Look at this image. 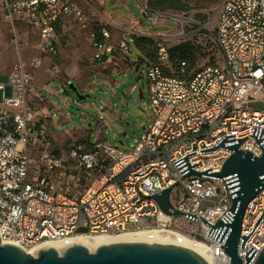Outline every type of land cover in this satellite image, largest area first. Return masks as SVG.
Listing matches in <instances>:
<instances>
[{"label": "built area", "instance_id": "obj_1", "mask_svg": "<svg viewBox=\"0 0 264 264\" xmlns=\"http://www.w3.org/2000/svg\"><path fill=\"white\" fill-rule=\"evenodd\" d=\"M138 1L145 25L103 21L89 34L98 63L130 54L138 37L156 48L141 75L150 118L126 151L102 140L80 142L69 132L58 146L40 116L45 98L33 74L58 54L54 26L60 18L81 21L80 2L102 8L107 0H0V19L30 27L37 37V56L28 67L15 63L0 83L1 245L27 253L77 235L155 230L199 244L208 264H229L222 250L225 228L213 226L231 222L237 179L213 175L230 156L226 147L239 140V150L253 157L264 152V0H219L209 35L212 62L181 78L167 72L169 42L180 39L183 28L156 30L165 20L179 21ZM221 142L225 148L208 152ZM190 171L205 175L184 178ZM171 187V209L163 214L154 196ZM240 236L247 237L236 250L244 263L264 248V190L247 204Z\"/></svg>", "mask_w": 264, "mask_h": 264}, {"label": "rangeland", "instance_id": "obj_2", "mask_svg": "<svg viewBox=\"0 0 264 264\" xmlns=\"http://www.w3.org/2000/svg\"><path fill=\"white\" fill-rule=\"evenodd\" d=\"M115 1L107 0L102 11L116 12L124 20H140L146 23L137 0H125L119 4L114 3ZM190 2L187 14L168 12V15L179 22L168 18L163 26H157L155 29L165 30L171 27L173 32L180 33L182 27V37L171 40L169 48L184 41H195L203 50L208 51L204 36L209 39L214 30L219 0ZM79 7L82 10L81 21L74 20L72 16L61 17L54 30L58 49L64 50L68 56L73 55L79 65H85V62H92L94 53L89 34L101 23H98L94 14L95 9L88 8L81 2ZM94 7L99 11V7ZM36 41L37 37L30 27L17 23L11 25L0 19V83L7 81L6 75L15 63L21 62L28 67L30 60L37 56L33 48ZM134 50L132 47L131 52ZM210 60L207 55L198 61V67L210 64ZM144 72L142 66L135 63L124 67L121 73H106V78L93 74L85 80L87 75L83 69L76 65L69 66L66 93L62 92L56 82H50L48 87L59 92V96L50 94L51 98H48L55 106L51 111L55 132H70L74 137H78L80 142L88 139L93 143L101 139L109 146L131 151L138 142L142 127L150 118L145 109L148 94L147 80L141 76ZM76 80L89 83L90 90H85L88 93L81 92ZM70 86L76 89V92ZM64 138H61L62 142L57 143L58 146L65 144ZM173 193L175 196L176 189ZM154 224L152 221L150 226ZM127 229H132V226Z\"/></svg>", "mask_w": 264, "mask_h": 264}, {"label": "water", "instance_id": "obj_3", "mask_svg": "<svg viewBox=\"0 0 264 264\" xmlns=\"http://www.w3.org/2000/svg\"><path fill=\"white\" fill-rule=\"evenodd\" d=\"M243 140L227 146L230 156L223 162L221 171L213 176L225 178L235 176L236 190L230 199L229 213L231 222L223 224L220 220L214 229L225 228L223 253L229 258V264H264V248L254 258H246L243 263L236 254L239 239L242 243L247 237L240 236L242 217L247 204L264 190V152L258 158L248 152L239 150ZM259 143V142H257ZM225 148L224 142L211 148L213 152ZM205 175L190 171L185 177ZM168 188L154 196L159 209L168 214L171 209ZM174 214H178L174 212ZM86 229H79L84 234ZM57 252L52 248L38 250L35 256L24 252L11 244H0V264H208L195 252L179 245H169L147 242H120L99 246L93 253L85 247L71 245Z\"/></svg>", "mask_w": 264, "mask_h": 264}, {"label": "crops", "instance_id": "obj_4", "mask_svg": "<svg viewBox=\"0 0 264 264\" xmlns=\"http://www.w3.org/2000/svg\"><path fill=\"white\" fill-rule=\"evenodd\" d=\"M123 1L125 0H116L114 3L119 4V3H122ZM92 9L93 10L95 9L94 14L96 15V18L98 19V23H101L104 21V23L108 25L111 24L112 26L120 27V26L128 25L132 21H139L142 23V25H145V23H143L140 20H124L116 12H113V13L103 12L102 11L103 7L99 8V11H97L94 6L92 7ZM56 46H57V42H56ZM57 50H58L57 56L53 58L46 57L44 59V63L42 67L33 72L35 76V85L38 88V90L41 91L42 95L45 98V102L40 106V116L41 118L43 119L45 118V120H47L49 135L56 144L60 143L59 141L62 142L61 140L62 137H65L64 139H66L67 137L66 133L68 132H64L63 134L55 132L54 121L51 116V111L55 109V106L50 102L48 98H51L50 94L54 96H59V92L55 89L53 90L49 89L48 88L49 83L50 82L58 83L59 87L62 88V92L66 93L65 87L68 84L67 76L69 74L68 73L69 66L76 65V67L83 69L85 71V74L87 75V77L85 76V80H88V77L91 78L93 74H98L106 78V73H112V72L121 73L124 67L130 64H134L137 58V52L134 50L130 54H122L119 58L115 57L108 63H98V62H95L92 58L91 63L85 62L84 63L85 65H79L77 63V60L73 57V55L68 56L64 50L58 49V47H57ZM54 58H55V63L53 64ZM106 69H108V71H106ZM84 81L80 82L79 80H76V82L78 83V86L81 88V92L88 93L85 90H90V85L89 83H82ZM70 88H72L73 91L76 92V89H74L72 86H70ZM98 140H101V139H98ZM83 141L87 143H92L88 139H85Z\"/></svg>", "mask_w": 264, "mask_h": 264}, {"label": "trees", "instance_id": "obj_5", "mask_svg": "<svg viewBox=\"0 0 264 264\" xmlns=\"http://www.w3.org/2000/svg\"><path fill=\"white\" fill-rule=\"evenodd\" d=\"M150 12H161L169 14L183 13L187 14L190 9V0H143ZM205 34V32L203 33ZM208 45V51L197 44V42L184 41L168 49V58L171 66V72L167 75L181 78L186 74L196 72L200 69L198 61L209 56L212 62V48L208 38L204 36ZM132 46L137 52L135 63L138 65L147 64L154 61L156 48L153 41L149 38L138 37L132 42ZM206 56H205V54ZM134 63V64H135ZM181 64H184L183 66Z\"/></svg>", "mask_w": 264, "mask_h": 264}, {"label": "bare ground", "instance_id": "obj_6", "mask_svg": "<svg viewBox=\"0 0 264 264\" xmlns=\"http://www.w3.org/2000/svg\"><path fill=\"white\" fill-rule=\"evenodd\" d=\"M147 242V243H160L169 245H179L183 246L196 254L201 258L206 260L202 249L199 244L190 241L180 235L169 233V232H159L155 230L137 231L133 233H125L114 236H88V235H77L73 238L64 241L53 242L44 246H40L36 249L43 250L52 248L57 252L65 247L71 245H77L85 247L90 253H93L99 246L110 245L120 242ZM36 249L29 250L27 253L31 256H35Z\"/></svg>", "mask_w": 264, "mask_h": 264}]
</instances>
